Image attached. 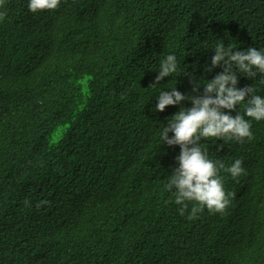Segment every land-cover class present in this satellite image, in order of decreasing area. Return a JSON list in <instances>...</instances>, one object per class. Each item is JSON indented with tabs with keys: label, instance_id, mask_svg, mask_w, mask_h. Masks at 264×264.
Instances as JSON below:
<instances>
[{
	"label": "trees",
	"instance_id": "16d2710c",
	"mask_svg": "<svg viewBox=\"0 0 264 264\" xmlns=\"http://www.w3.org/2000/svg\"><path fill=\"white\" fill-rule=\"evenodd\" d=\"M60 1L55 13L0 6V264H210V251L264 264V120H249L251 140H202L245 173H219L234 194L225 214L190 219L194 202L181 215L166 190L180 147L160 133L192 103L154 112L162 91L204 94L224 70L211 65L218 44L264 50V0ZM169 54L178 70L155 84ZM30 62L32 80L16 81ZM254 71H237V88L264 98Z\"/></svg>",
	"mask_w": 264,
	"mask_h": 264
},
{
	"label": "clouds",
	"instance_id": "9594fccd",
	"mask_svg": "<svg viewBox=\"0 0 264 264\" xmlns=\"http://www.w3.org/2000/svg\"><path fill=\"white\" fill-rule=\"evenodd\" d=\"M4 0H0V6ZM66 2L60 0H29V10L33 13L38 10H50V13L58 11L60 6L66 8ZM64 6V7H63ZM52 10V11H51ZM6 13L0 12V20H3ZM79 52L82 55L83 45L80 43ZM44 57L41 52L33 55L31 61L40 62ZM30 62L20 70L22 77L16 79L18 82L32 80L29 77L36 66ZM212 67L223 65V72L217 74L213 79L207 81L203 86L202 96L192 95L186 97L175 87L170 91H162L157 99L158 104L154 112H163L166 106L179 104L186 99L192 103L191 108H181L172 116L160 133L163 144L168 146L178 145L180 154L176 157L179 166L176 167L168 177L166 190L171 191L173 200L181 205L180 214L188 210V205L193 203L189 218H194L199 212L206 208L209 212H224L230 205L232 193H226L223 177L219 175L221 169L231 174L233 178L240 177L245 173L242 167V160L237 159L230 166L225 168L223 161L211 160L205 152L202 140L216 138L217 140H251V123L249 120H264V98L255 95V88H237V71L248 78L254 77L256 71L264 74V50H257L249 47L245 51L233 50L231 46L226 47L223 43L215 48V55L211 58ZM236 68V71L233 68ZM178 64L176 57L169 54L161 62L160 70L155 78V84L164 77L171 76L177 72ZM211 70V69H208ZM200 84L197 83L193 91H197ZM244 104V115L235 116L226 113L224 110L236 111L237 106ZM248 117V120L245 119ZM169 133H173L169 138ZM222 147V146H221ZM198 205V206H197ZM210 264H230L228 261L216 255L213 251L203 256Z\"/></svg>",
	"mask_w": 264,
	"mask_h": 264
}]
</instances>
